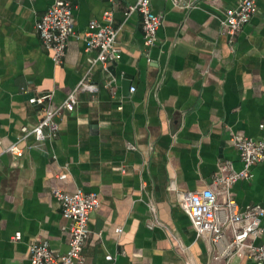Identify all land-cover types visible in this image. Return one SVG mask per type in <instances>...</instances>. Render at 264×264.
<instances>
[{
	"label": "crops",
	"instance_id": "0c3cea01",
	"mask_svg": "<svg viewBox=\"0 0 264 264\" xmlns=\"http://www.w3.org/2000/svg\"><path fill=\"white\" fill-rule=\"evenodd\" d=\"M53 1L0 0V264H31L35 241L68 249L55 188L100 198L81 264H225L213 259L177 191L212 187L223 201L214 182L221 163L242 168L233 136L264 137V0L233 44L222 22L240 0H152L162 17L152 48L142 15L128 14L137 0H73L76 34L113 12L122 50L116 76L75 35L63 62L53 61L36 29ZM86 74L100 90L61 113L57 137H24L22 127L33 128ZM12 144L21 155L5 151ZM231 193L243 208L264 206V162Z\"/></svg>",
	"mask_w": 264,
	"mask_h": 264
},
{
	"label": "built area",
	"instance_id": "2783aa9c",
	"mask_svg": "<svg viewBox=\"0 0 264 264\" xmlns=\"http://www.w3.org/2000/svg\"><path fill=\"white\" fill-rule=\"evenodd\" d=\"M257 9L256 0H240L237 6L227 9L222 22V33L228 36L232 44L237 34L251 21ZM134 12L142 15L144 44L152 48L158 40L157 33L162 25V17L153 10L152 0H137L128 7V14ZM75 25L73 0H54L36 21V29L43 46L52 52V59L56 64L63 62L69 39L74 35L84 40L86 50L96 52L94 63L107 67L122 58L118 41L119 30L114 26V14L111 10L103 12L102 21L91 20L82 33H75ZM113 83L114 79L109 80V84ZM99 90V84L88 74L84 75L58 107L50 104L45 108L42 118L33 128L22 127L24 137L33 135L37 141L57 137L61 113L74 111L81 93L96 94ZM132 90L135 88L132 87ZM37 101L42 103L44 97L38 98ZM232 142L240 155L242 168L237 170L232 161L226 160L221 163L214 178L216 187L225 192L226 198L220 201L218 191L207 187L193 191H177V199L198 236L207 237L212 243L214 260L231 264L236 259H249L256 264H264V206L257 203L243 208L231 193V188L236 182L252 177V167L255 164L264 162V137L255 139L233 136ZM5 151L22 154L18 144L10 145ZM65 177V173L59 175L60 179ZM53 195L61 206L63 218L69 221V225L65 227L70 232L68 249L65 252H57L47 242H32L29 246L30 262L81 264L90 235V217L101 203L98 193L81 189L67 192L55 188ZM117 231L121 233L123 228L118 227ZM107 259L113 260L114 257L108 254Z\"/></svg>",
	"mask_w": 264,
	"mask_h": 264
},
{
	"label": "water",
	"instance_id": "95a60500",
	"mask_svg": "<svg viewBox=\"0 0 264 264\" xmlns=\"http://www.w3.org/2000/svg\"><path fill=\"white\" fill-rule=\"evenodd\" d=\"M116 66H117V62H113L111 65L108 66V70L111 72V74L113 76H116L117 75V70H116ZM130 76H128L127 74L124 75V78H129ZM124 84V88L127 90V89H130L131 87V82L130 80H124L123 82Z\"/></svg>",
	"mask_w": 264,
	"mask_h": 264
}]
</instances>
